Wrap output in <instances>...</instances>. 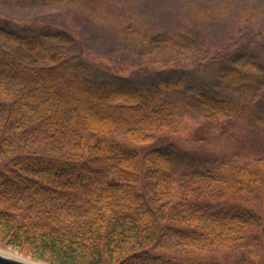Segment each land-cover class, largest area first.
<instances>
[{"label":"trees","instance_id":"1","mask_svg":"<svg viewBox=\"0 0 264 264\" xmlns=\"http://www.w3.org/2000/svg\"><path fill=\"white\" fill-rule=\"evenodd\" d=\"M112 1L0 6L71 7L139 61L205 49L125 25ZM86 56L56 23L0 13V247L48 264H264V36L153 80Z\"/></svg>","mask_w":264,"mask_h":264},{"label":"rangeland","instance_id":"2","mask_svg":"<svg viewBox=\"0 0 264 264\" xmlns=\"http://www.w3.org/2000/svg\"><path fill=\"white\" fill-rule=\"evenodd\" d=\"M111 6L113 16L125 25L138 21L153 33L173 31L196 36L203 40L205 49L192 57L162 56L139 61L123 49L124 42L113 27L98 23L71 7L27 10L0 6V13L22 21H52L82 41L86 60L96 69L149 80H153L158 69L191 68L216 51L232 50L251 39L262 40L264 36V0H113ZM210 9L222 13L216 18L205 12ZM0 249L36 260L11 247Z\"/></svg>","mask_w":264,"mask_h":264},{"label":"water","instance_id":"3","mask_svg":"<svg viewBox=\"0 0 264 264\" xmlns=\"http://www.w3.org/2000/svg\"><path fill=\"white\" fill-rule=\"evenodd\" d=\"M0 264H46L29 258H23L22 256L16 257L8 254V252L0 249Z\"/></svg>","mask_w":264,"mask_h":264},{"label":"bare ground","instance_id":"4","mask_svg":"<svg viewBox=\"0 0 264 264\" xmlns=\"http://www.w3.org/2000/svg\"><path fill=\"white\" fill-rule=\"evenodd\" d=\"M8 254L12 255V256H16V257H20L19 255L15 254V253H10L8 252ZM24 258V257H23ZM27 259V258H26Z\"/></svg>","mask_w":264,"mask_h":264}]
</instances>
